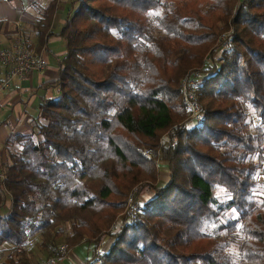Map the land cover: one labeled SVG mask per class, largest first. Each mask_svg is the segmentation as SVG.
<instances>
[{"label": "trees", "instance_id": "16d2710c", "mask_svg": "<svg viewBox=\"0 0 264 264\" xmlns=\"http://www.w3.org/2000/svg\"><path fill=\"white\" fill-rule=\"evenodd\" d=\"M58 5L33 28L36 54L65 41L57 78L43 86L58 98L41 100L36 133L7 137L0 166L9 263L29 264L32 241L53 245L68 223V249L111 239L97 264H264V0H72L54 33ZM230 29L229 49L205 68ZM197 67L201 120L188 127L180 83ZM244 104L259 120L254 133ZM145 189L154 196L116 229Z\"/></svg>", "mask_w": 264, "mask_h": 264}, {"label": "crops", "instance_id": "0c3cea01", "mask_svg": "<svg viewBox=\"0 0 264 264\" xmlns=\"http://www.w3.org/2000/svg\"><path fill=\"white\" fill-rule=\"evenodd\" d=\"M52 0H0V49L9 47L16 38L27 40L33 47L37 44L33 28L41 19L44 8ZM59 5L52 21V31L57 33L66 18L72 0H57ZM65 54V41L53 37L39 56L45 62V69L31 77L14 80L7 90L0 89V147L5 146L10 134L34 133L38 108L43 98L56 99V88H45L58 75V62ZM4 72L0 68V84ZM1 149V148H0ZM152 198V197H151ZM150 198V199H151ZM149 199V200H150ZM5 213L7 208H2ZM1 215V214H0ZM110 244L102 241L96 252L103 253ZM85 246L86 253L76 252ZM94 247L86 242L69 249L66 259L59 264H85L93 259ZM77 254H76V253ZM79 255V256H78Z\"/></svg>", "mask_w": 264, "mask_h": 264}, {"label": "rangeland", "instance_id": "374dc122", "mask_svg": "<svg viewBox=\"0 0 264 264\" xmlns=\"http://www.w3.org/2000/svg\"><path fill=\"white\" fill-rule=\"evenodd\" d=\"M230 35H231V29L228 30V31H225V32L221 33L218 36L217 42H216L217 43L216 44L217 49L215 51L216 53L212 56L211 59L208 58V56H211L210 53L207 54L208 56L206 55L205 58H204L203 65L205 64V68H206V66H208V67L212 66L213 63L216 62V60L218 59L220 53L224 49H229L230 45L232 44L231 42H229ZM192 72H195L197 74H202V75H204L206 77L204 71L200 67L191 69L190 71H188L185 74V76L188 75L189 73H192ZM196 102H197V104H198V106L200 108V105H199V102H198L197 89H196ZM244 109H245V112L247 114V122L249 124V132L250 133H254V128L259 125V120L257 119L254 111L252 110V108L249 105L244 104ZM188 119H189V116H188L187 120L183 121L182 124L188 126L187 125L188 124L187 123L188 122ZM188 127H190V126H188ZM36 132L37 131L34 130V133H36ZM167 142H168V133H163L160 136L159 141H158L159 148L161 149V147L165 146L167 144ZM0 148H1L0 149V166H3V164L9 162V160H8L7 151H6L5 147H4V145L1 146ZM16 149H19V148H16ZM159 154H160V151H159ZM152 155L153 154L150 151L145 152V156L147 158H150L151 159L152 158ZM157 163H158L159 183L160 184H165L168 181V170H167V167H166V165L162 161H158ZM257 178H258V181L259 182H263L264 181L263 177L260 176V175H258ZM254 194L257 197H260L261 196V190L260 189H257ZM133 196L134 195L130 196L127 199L125 209L121 213V217L119 219V222H118V225H117L116 229L121 224V220L123 218H125L127 221H130L129 219H132L133 216H136L138 214V211L139 210H137L135 213H133V212L130 213V205L134 201H138V203L141 205L143 202L148 201L154 195H153V193L150 190H146L145 189L141 193H139L136 197H133ZM216 196L219 199V201H221V202H224V201H226V200L229 199V196L226 193V191L224 189H221V188L217 189ZM10 206H11V204L7 201L6 203H4V205L2 206V208H4V207L5 208H10ZM0 214L1 215H4L3 210L1 208H0ZM226 217L228 219H230V220H234L238 216H237V214L234 211H231V212L226 213ZM222 222L224 223L225 221L222 220ZM64 229H65V235L62 236L61 238H58L53 245L46 244L44 241L42 242V239L40 237L34 239L32 241V243L30 244V246L26 250L27 251V257H28L29 264H40V262H42L44 259H46V258H48L50 256H53L54 255V250L59 245H61V244L68 245L67 237L70 234V229H69V224L68 223L67 224H64ZM103 240L106 243V245L107 244H110V242H111V239L110 238H107V237H105ZM84 247L85 246H79L77 248L76 252L78 254H80V252H83L84 251ZM94 251H95V255L93 254L94 257H93V259H91V261H93L94 264H97V261L94 260V259H96L97 257H99V254H101L102 252L98 254L95 249H94ZM94 251H93V253H94ZM10 252H11V249L8 246L3 245L2 247H0V262L1 263L11 264V263H9V260L10 259L8 258V255H9ZM230 252L236 254V249H235L234 246L232 248H230ZM84 253H86V250L84 251ZM80 255H82V254H80ZM11 260H13L14 262H17L18 261V256L16 255V253H14V254L11 253ZM15 264H18V263H15Z\"/></svg>", "mask_w": 264, "mask_h": 264}, {"label": "built area", "instance_id": "2783aa9c", "mask_svg": "<svg viewBox=\"0 0 264 264\" xmlns=\"http://www.w3.org/2000/svg\"><path fill=\"white\" fill-rule=\"evenodd\" d=\"M0 68L4 72L0 89L7 90L14 80H22L35 73H41L45 69V62L35 53L33 45L23 38H16L9 47L0 49ZM203 79L204 75L192 72L180 83L181 101L189 112L187 125L190 127L198 125L201 120L200 108L196 102V89ZM2 178L0 174V179ZM139 208L138 201H134L130 205V213H135ZM134 218L135 216L132 217ZM68 251L67 245L61 244L54 250L53 256L44 259L40 264H59L66 259Z\"/></svg>", "mask_w": 264, "mask_h": 264}]
</instances>
